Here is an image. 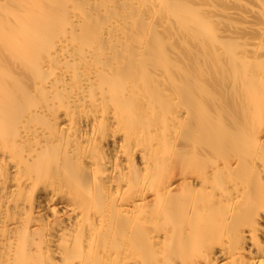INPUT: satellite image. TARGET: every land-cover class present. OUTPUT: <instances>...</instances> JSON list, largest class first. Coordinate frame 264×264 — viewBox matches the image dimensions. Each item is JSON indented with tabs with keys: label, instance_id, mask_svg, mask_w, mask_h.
I'll return each instance as SVG.
<instances>
[{
	"label": "bare ground",
	"instance_id": "obj_1",
	"mask_svg": "<svg viewBox=\"0 0 264 264\" xmlns=\"http://www.w3.org/2000/svg\"><path fill=\"white\" fill-rule=\"evenodd\" d=\"M216 1L0 0V264H264V0Z\"/></svg>",
	"mask_w": 264,
	"mask_h": 264
},
{
	"label": "rangeland",
	"instance_id": "obj_2",
	"mask_svg": "<svg viewBox=\"0 0 264 264\" xmlns=\"http://www.w3.org/2000/svg\"><path fill=\"white\" fill-rule=\"evenodd\" d=\"M208 4L209 5L207 6L206 5L203 6L204 9H199V14L201 15V18L203 19H207L208 17L212 18V20L214 21V23H211L212 28L217 29L219 35L227 31L232 37L234 35L233 34L234 28L232 27H236V26L243 27L244 26L243 24L244 22L242 23L241 22L242 20L240 19L241 17L238 16L241 14L243 10V9H239L240 7H242L240 5L246 4L244 5L245 7L246 6L251 7V4H253L254 6L256 5L254 0L253 1L252 0H217L215 3L211 2ZM228 11L232 13V17L227 15ZM233 14H236V16H234ZM259 22H257V24H259ZM194 42H197V41H194V38L187 37L185 41V45L192 46ZM210 89L213 92L216 90L215 86H211V85H210Z\"/></svg>",
	"mask_w": 264,
	"mask_h": 264
}]
</instances>
